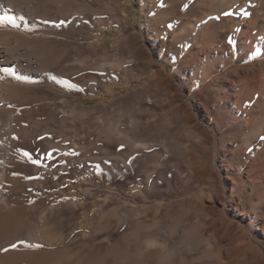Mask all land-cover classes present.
I'll list each match as a JSON object with an SVG mask.
<instances>
[{
  "label": "rangeland",
  "instance_id": "1",
  "mask_svg": "<svg viewBox=\"0 0 264 264\" xmlns=\"http://www.w3.org/2000/svg\"><path fill=\"white\" fill-rule=\"evenodd\" d=\"M25 2L9 46L28 60L33 41L51 84L34 66L14 83L5 190L42 252L264 264V0Z\"/></svg>",
  "mask_w": 264,
  "mask_h": 264
},
{
  "label": "bare ground",
  "instance_id": "2",
  "mask_svg": "<svg viewBox=\"0 0 264 264\" xmlns=\"http://www.w3.org/2000/svg\"><path fill=\"white\" fill-rule=\"evenodd\" d=\"M17 1H22L25 5L22 6V3L21 7H15L13 0H0V69L10 68L15 73V76H11L5 74L3 71H0V264H69L67 261H63L58 253L47 254L48 251L42 252L41 248L43 247L41 246V242L49 240L47 237V233H49V230H45V228L43 230H41L42 228L40 230H36L37 226L35 227L33 224L30 227L29 222L27 223V221L24 220V218L20 214L21 210L20 213H18L19 211H16L17 209L13 210V208L11 209L9 207V204L13 205V202L9 203L5 190V185L8 179V159L14 153H12L11 151V143H13L11 142V140L13 139L14 127H16V114L9 103L11 100V98L9 100V96H13V94L11 93L17 87L15 86L14 88V83H18L19 80L21 82V79L23 80L26 76H28L29 78L32 73V67L34 66L33 68H36V70H38V72L35 71L36 73L34 74V76H41L43 79H45V81L47 80L48 83L51 84V81H49L50 72L47 69L48 66L44 65L41 61L40 51L38 48H36L35 44L32 45V40H30V42L32 41V43L30 44L31 46L27 45L28 47H26V49L30 53V58L28 60L21 58V56H23L22 54L19 57L20 53L17 56V52L14 51L15 48L13 50L9 46L10 42L13 41L11 39V41L8 39L10 37L7 33L10 32L11 29L13 30L12 34L14 36V32H25L26 27H28L29 24H33L32 18L33 16L35 18V15L37 13V9L35 10V8H32L33 6H30V1L28 3H26L25 0ZM6 16L12 17L15 26L13 24L11 25V22L4 19V17ZM30 32L28 33L30 34ZM26 35L27 34L24 35L23 33L21 37L20 35L13 37L17 38L15 39V44H19L21 42L20 39L22 38V36ZM23 39L27 40L26 38ZM23 39L22 42H24ZM15 44L13 42V45ZM19 47H21V45ZM17 48L18 47H16V49ZM26 62L28 65L24 66ZM15 77H20V79H16ZM17 93H19L18 90ZM258 131L259 129H253V135L255 136ZM52 210H54V208L50 207L49 209H47L48 212H51ZM47 218H49V215L45 214L40 217L42 221H46ZM35 223L36 222L34 221V224ZM48 243L53 245V242L50 240L48 241ZM13 245H16V247H13ZM33 245H35V247H33ZM5 249H7V251H5ZM120 255L124 258L134 257L129 256L126 253H120ZM135 257L138 256L135 255Z\"/></svg>",
  "mask_w": 264,
  "mask_h": 264
},
{
  "label": "snow or ice",
  "instance_id": "3",
  "mask_svg": "<svg viewBox=\"0 0 264 264\" xmlns=\"http://www.w3.org/2000/svg\"><path fill=\"white\" fill-rule=\"evenodd\" d=\"M225 15H231V13H225ZM244 15H248V13H244ZM4 19L8 20L9 22H12L13 25L15 26L14 21L12 20V17L6 16V17H4ZM61 23H63V22H61ZM229 43L230 44L233 43L231 38H229ZM0 71H3L7 75L15 76V73L10 68L0 69ZM15 78L20 79V77H15ZM261 139H264V137H261ZM24 155L27 156L28 154L24 153ZM33 163H36V161H33ZM13 247H16V245H13ZM33 247H35V245H33ZM5 251H7V249H5Z\"/></svg>",
  "mask_w": 264,
  "mask_h": 264
},
{
  "label": "trees",
  "instance_id": "4",
  "mask_svg": "<svg viewBox=\"0 0 264 264\" xmlns=\"http://www.w3.org/2000/svg\"><path fill=\"white\" fill-rule=\"evenodd\" d=\"M69 176L68 175H58L57 178L58 179H63V178H68Z\"/></svg>",
  "mask_w": 264,
  "mask_h": 264
}]
</instances>
